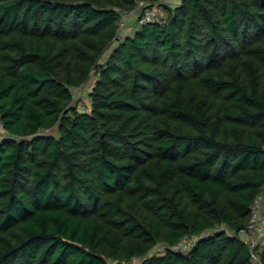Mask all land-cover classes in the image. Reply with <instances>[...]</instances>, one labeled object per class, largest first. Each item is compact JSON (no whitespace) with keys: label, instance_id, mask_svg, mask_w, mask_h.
I'll use <instances>...</instances> for the list:
<instances>
[{"label":"trees","instance_id":"obj_1","mask_svg":"<svg viewBox=\"0 0 264 264\" xmlns=\"http://www.w3.org/2000/svg\"><path fill=\"white\" fill-rule=\"evenodd\" d=\"M137 1L0 0V264H253L264 0Z\"/></svg>","mask_w":264,"mask_h":264},{"label":"built area","instance_id":"obj_2","mask_svg":"<svg viewBox=\"0 0 264 264\" xmlns=\"http://www.w3.org/2000/svg\"><path fill=\"white\" fill-rule=\"evenodd\" d=\"M174 0H158L151 6L147 7L148 4H142V8L140 12L142 15L140 16L141 22H153L157 18V11L161 10L165 6L173 3ZM137 7V4H136ZM135 7V8H136ZM122 16L125 17L130 12L122 11ZM2 125L0 123V129ZM264 207V190L254 199L251 207H250V218L247 222L245 228L239 231V237L243 240L249 247V253L252 260V263H257L259 258L256 252V247L264 240V234L262 232V214ZM191 239H185L181 243L178 244L177 247L180 249H187L191 244Z\"/></svg>","mask_w":264,"mask_h":264},{"label":"rangeland","instance_id":"obj_3","mask_svg":"<svg viewBox=\"0 0 264 264\" xmlns=\"http://www.w3.org/2000/svg\"><path fill=\"white\" fill-rule=\"evenodd\" d=\"M180 3V0H174L173 3H171L170 5L172 6H175L176 4ZM142 4H149V3H146V2H143V1H137V7L135 8V11H133L132 13L130 14H127L125 17L121 16L120 20L118 21V27H119V31L121 30H124L126 27H132L134 22L138 19V14L142 8ZM169 5V6H170ZM157 18L156 20H160V21H163V18L166 17V13L164 11V8H162L161 10H158L157 11ZM120 31V32H121ZM120 35V34H119ZM94 76L95 74H92V77H91V82L87 83V84H84V85H81L80 87L78 88H75L73 91H72V94H73V98H72V103L74 105H76L80 111H85L86 110V106L88 105V95H89V92L91 91L93 85H92V82L94 81ZM264 209V207H263ZM262 232L264 234V211H263V214H262ZM158 250V249H157ZM253 264H258L257 263H253Z\"/></svg>","mask_w":264,"mask_h":264}]
</instances>
